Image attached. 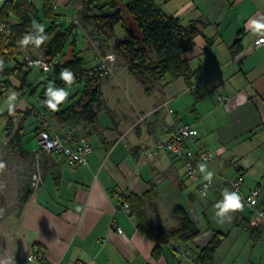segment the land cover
<instances>
[{
    "label": "crops",
    "instance_id": "1",
    "mask_svg": "<svg viewBox=\"0 0 264 264\" xmlns=\"http://www.w3.org/2000/svg\"><path fill=\"white\" fill-rule=\"evenodd\" d=\"M191 10L193 19L188 24L197 20L208 23L204 35L196 39L195 47L185 56L197 71L192 87L179 79L164 87L155 85L148 95L127 65L118 63L117 67L125 69L124 79H136L133 92L139 93L140 99H133L131 91L126 92L127 103L112 95L115 112L102 99L112 121L107 117L102 120L103 115H99L92 128L82 121L61 123L46 111L40 114L49 132L71 145L86 139L93 154L84 167H72L57 154L39 156L37 171L43 180L21 204L15 228L8 233L14 244L2 249L4 264H28L36 244L40 245V254L33 264H181L178 254L169 249L155 260L154 243L139 232L130 211L119 207L124 193L143 196L154 186L158 205L160 196H166L165 187L175 192L187 188L182 162L179 165L168 152L143 155L144 150H153L174 124L196 127L200 138L195 148L215 154L207 165V171L214 173L210 205L223 199L225 189L231 192L229 184L239 176L245 178L242 198L259 188L264 205V44L256 47L261 37L251 24L253 20L264 23V0H206V4L190 0L179 10V16H173L185 25L184 13ZM240 40L242 52L235 55L232 46ZM117 71L111 80H118ZM177 102L179 109L183 106L179 112L172 109ZM23 107L18 110L23 111ZM184 108H192L194 119L182 117ZM107 110L103 112L108 114ZM255 150L262 153L254 154ZM201 175L204 179L205 174ZM172 185L175 188L171 189ZM197 189L198 185L196 193L189 195L190 203L197 196L202 198ZM236 213H244L241 223L251 229L264 227V219L245 204ZM199 230L201 235L188 247L192 254L187 264H197L195 251L204 248L219 232Z\"/></svg>",
    "mask_w": 264,
    "mask_h": 264
},
{
    "label": "trees",
    "instance_id": "2",
    "mask_svg": "<svg viewBox=\"0 0 264 264\" xmlns=\"http://www.w3.org/2000/svg\"><path fill=\"white\" fill-rule=\"evenodd\" d=\"M3 1L0 9V27L5 26L6 30L0 33V77L2 78L0 103L6 91L10 89L23 91L31 86L29 76L32 69L26 70L25 50L36 48L42 53L44 61L52 66V70L57 67L63 70L67 68L73 72L74 79L71 83L83 85V93L79 102L67 109H61L59 105L58 111L50 110L45 104L44 110L61 123L73 125L82 121L87 127H96L99 113L104 108L103 84L109 78L95 74L94 67L87 68L86 60L75 48L76 40L72 42V59L63 64H57L64 54L71 35L78 27L76 22L70 21L71 23L65 28L58 27L57 22H61L63 17L55 9L57 0H44V17L52 25L47 29L38 28L32 17L33 6L28 0ZM77 2L82 5L79 12L82 24L86 27L92 25L98 36L115 40L116 50L127 59L129 73L139 79L146 94L150 95L157 84L164 87L179 79L185 80L187 85L192 87L197 71L191 68L185 56L195 47L196 39L204 35V30L208 27L206 21L197 20L183 25L178 17L167 14L155 0H70V4ZM125 11L130 15L139 34L127 27L123 17ZM14 18L17 19L16 23H12ZM118 26H121L125 32L123 38L117 37L116 28ZM25 37L29 39L27 44L23 43ZM37 41L40 42L37 43ZM240 43L241 40L232 46L235 55L242 52ZM16 80L18 86L14 83ZM43 84L45 88L42 98L45 101L50 96L45 95L48 89L46 83ZM65 84L68 83L65 81L54 83L52 90L55 91ZM14 113L25 117L35 115V111L29 108L24 111L15 110ZM38 123L40 124L34 131L36 138L46 129L45 122L38 119ZM7 131L9 138L12 135L9 146H15V150L20 149L26 133L25 128L22 127L15 131L13 117H11ZM173 158L178 160L174 156ZM32 190L31 188L26 192L22 202L31 195ZM122 196L130 206L131 217L136 222L139 232L154 243L153 258L155 260L162 257L165 249L176 253L175 246L188 248L189 244L201 235L196 221L180 205L176 206L173 211L181 218L179 227L168 229L164 226L155 202L157 192L154 186L143 196L131 194H122ZM152 211L156 217L155 221H152L149 215ZM244 227L253 239H261L264 236L262 226L258 229H251L248 224H244ZM227 237L228 234L216 232L204 248L195 251L196 263L215 264L217 250ZM35 248L39 257L40 245L36 244Z\"/></svg>",
    "mask_w": 264,
    "mask_h": 264
},
{
    "label": "rangeland",
    "instance_id": "3",
    "mask_svg": "<svg viewBox=\"0 0 264 264\" xmlns=\"http://www.w3.org/2000/svg\"><path fill=\"white\" fill-rule=\"evenodd\" d=\"M28 1L33 6L34 11L32 13V17L35 21V26L38 28H42L41 26H38L39 23L44 26L43 29L49 28L52 23L44 17V0ZM188 1L190 0H156L158 5L169 15H178L179 10L183 8ZM197 1L199 3L206 4V0ZM1 2H3V0H0V3ZM55 5L57 8V13H59L63 17L62 21L70 19L71 22H76V25L78 26L75 29L73 35H71L69 43L64 50V54L58 60L57 64L60 65L72 59V42L76 40L75 48L77 49V52L81 53V57L86 60L87 68L89 69L94 67L96 65V62H100L101 59L107 54H115L117 56V64L119 63L121 65H127V59L115 48L114 39L109 40L106 37L98 36L95 28L92 25L86 27L82 24L79 19V12L82 9V5L80 2L70 4V0H57ZM192 14V10L184 13V19L182 21L185 25L188 24L191 19H193L191 18ZM123 17L126 21L127 27L139 34V31L134 25L133 20L126 11L123 13ZM16 22L17 19L14 18L12 23ZM71 22H69L68 25ZM116 34L118 38H123L125 36V32L121 26H118L116 28ZM25 53L26 57L44 60L42 57V53L36 48H28L25 50ZM117 69V74L119 75L118 80H111L110 76L103 85V100L105 101L104 104L107 106L109 105L111 109L114 110V112L115 106L113 105L112 101H110L112 95L119 97L127 103L128 99L126 98V92L130 93L131 91L133 93V95L131 94L133 99H140L138 95L139 93L135 94L133 92L137 84L136 79H124L122 77L125 70L123 69V66H118L116 69H114L115 72ZM62 70V68L57 67L56 69L54 68L52 70V73H47L39 67H34L29 76V83L31 84V86L23 91H17L16 89H10L6 91V95L3 101L0 103V162H3L5 164V167L3 169H0V264H4L5 260L3 259L2 249H9L14 244V242L10 241L8 233H10V231L15 228L22 200L24 199L28 190H30L31 188L34 189L33 175L38 170V166L40 163L39 158H37L33 153L39 151V146L37 143L38 140L35 137L34 131L36 129V126L38 125V119H41L40 114H44L45 111V103L42 98V92L45 88V85L43 83H46L47 81H51L52 83L63 81L60 78V73ZM1 80L2 78L0 77V82ZM14 83H16V85L18 86L17 80ZM112 84H115L116 88H112ZM60 89H64L66 93L69 92L68 99L61 104V109H67L74 103H77L81 100L83 93L82 84L68 83L63 87H59L55 91H58ZM124 89H127V91H125ZM177 103L178 104L176 105H172V109H175L177 112H179V110L182 109L183 106L181 105L179 109V102ZM22 104H24V107L22 108L23 111L27 110L28 108L33 109L35 111V115L25 117L19 114H15V110H18L19 107L22 106ZM10 109H14L11 114L9 113ZM103 110H107L106 106H104ZM103 110L99 113V115H103L102 120H105V117H107L110 118L109 121H112L111 117H109L110 110H107L108 114H105ZM187 110L189 111L187 112ZM181 113L182 117L185 120H192L195 117L192 112V108H184V113ZM50 115L51 117L53 116L52 114ZM117 115V112L114 113V116ZM37 116H39V118ZM11 117H13L15 131H18L22 127H25L26 133L24 135L23 145L20 150L18 148L15 150V146H9V141L12 135L10 134V138L8 137L7 128L8 122ZM260 153H262L261 150L254 151V154L259 155ZM180 164L181 162L179 161V165ZM184 180L186 181L185 183L187 185V188H185L183 192L179 190H176L175 192V190L172 189L175 187L172 185V187L170 188L174 193L170 189L168 191L165 187V190L167 192L165 193L166 196H160V199L158 201L159 214L164 221V226L168 229L179 227V220L181 218L175 215L173 211L176 206L183 205L189 210L190 215L195 218L199 229H201L204 233H206L207 231L213 232L211 229H215L224 234H228L226 240L217 250L215 256V264H264V236L261 239H253L250 236V233L244 227L245 223H241L243 221L242 217L244 216V213L241 215L236 212L231 213L233 217L232 220L228 221L227 219H225L224 222L221 223L220 219L216 217L217 209L214 207L215 205L213 206L209 203V195L211 192L209 193L208 197L204 199H202L200 196H197L199 195L197 193V198L195 200H192L190 203L188 199L189 195L196 193L195 186L197 185L193 181H191L190 178ZM167 185L169 186L168 183ZM149 215L152 221L156 220L153 211L151 213L149 212ZM204 217H207L208 220ZM208 223L211 224L210 228L208 227ZM190 246L192 247L193 245L189 244V247ZM185 249L183 247V252L179 253L178 255L181 264H187V262L191 260V253L187 254V251H185Z\"/></svg>",
    "mask_w": 264,
    "mask_h": 264
},
{
    "label": "built area",
    "instance_id": "4",
    "mask_svg": "<svg viewBox=\"0 0 264 264\" xmlns=\"http://www.w3.org/2000/svg\"><path fill=\"white\" fill-rule=\"evenodd\" d=\"M55 9L56 6H55ZM6 30L5 26L0 27V33H4ZM258 47V46H256ZM108 56L114 57V59H107ZM27 69H33L34 67H39L43 71L47 73H51L52 66L48 64L46 61L41 59H32L26 58ZM117 64V56L115 54H107L103 57L102 62L96 66H94V73L100 74L104 77H112L113 71ZM167 105V104H166ZM173 114V111H170ZM144 120V119H143ZM142 120V121H143ZM196 133L193 135V133ZM200 138V132L197 128L193 126H179L174 124L166 134V136L156 142L153 150H144L143 155H157L160 152H168L169 154L176 157L178 160L182 161L184 164V168L186 170V175L191 179L194 183L198 185V190L201 195V192L204 190V186L208 185L207 195L202 196V198H206L212 190L213 181L209 183L202 179V175L198 165L206 164L209 165L215 159V154L211 151H205L202 149H196V145ZM37 143L39 146V151L35 153L36 157L39 158L41 154L48 155H60L65 158L67 163L72 167H84L89 164L90 157L93 154L92 145L86 140L83 139L75 144H69L68 141L60 137L59 135L53 134L45 129L41 135L37 138ZM43 177L40 171H37L33 175V186L34 189L39 188L42 183ZM245 183V178L243 176H239L235 181L229 184V188L231 192L239 191L240 194L242 192L243 185ZM124 193L123 195H126ZM261 190L259 188L253 189L250 191L249 195L244 199V204L250 208L260 219H264V205L260 201ZM121 200L119 203V207L126 211H130V206L124 200V196H120ZM249 198H252L256 201L255 205H252L249 201ZM119 232L120 228L117 229ZM175 246V245H174ZM176 247V253L183 252V247ZM185 249V248H184ZM185 251L192 254V250L190 248H186ZM37 249L31 255L34 257V260L37 258ZM190 254V255H191Z\"/></svg>",
    "mask_w": 264,
    "mask_h": 264
},
{
    "label": "clouds",
    "instance_id": "5",
    "mask_svg": "<svg viewBox=\"0 0 264 264\" xmlns=\"http://www.w3.org/2000/svg\"><path fill=\"white\" fill-rule=\"evenodd\" d=\"M251 24H252V27L254 28L255 33L260 35L261 37V39L256 41L257 46L264 44V23L253 20ZM38 26H41L42 29L44 27L42 24H39V23H38ZM28 42H29V39L25 37L23 40V43L27 44ZM39 42L40 41H37V43ZM107 59L112 60L114 59V57L108 56ZM60 78L67 83H71L74 79L73 72L65 68L64 70L61 71ZM45 95L51 97L50 99H47L44 101L46 106L52 111H58L59 105H61L63 102H65L68 99L69 92L66 93L64 89L53 91L52 88L49 87ZM13 111L14 109H10L9 113L11 114ZM195 134L196 133L194 132L193 135ZM4 167H5V164L3 162H0V169H3ZM198 167L200 169V172L205 174L204 179L206 181H209L210 183L213 178L214 173L212 171H207L206 164H200L198 165ZM207 188H208V185H205L204 190L201 192V196L207 195ZM249 201L252 205H255L256 203V201L252 198H249ZM214 207L217 209L216 217H218L220 219V222L223 223L225 219H227L228 221L232 220L233 217L231 213L242 211L244 208V202L238 190L234 192H229L228 189H225L223 192V199L220 200L218 203H216ZM33 261H34V257L29 256L28 264H33Z\"/></svg>",
    "mask_w": 264,
    "mask_h": 264
},
{
    "label": "water",
    "instance_id": "6",
    "mask_svg": "<svg viewBox=\"0 0 264 264\" xmlns=\"http://www.w3.org/2000/svg\"><path fill=\"white\" fill-rule=\"evenodd\" d=\"M69 22H70V19H66L64 21H61V22L57 23V26L60 27V28H65L68 25ZM46 86H47V89L49 87L53 89L54 83H52L51 81H47L46 82Z\"/></svg>",
    "mask_w": 264,
    "mask_h": 264
}]
</instances>
